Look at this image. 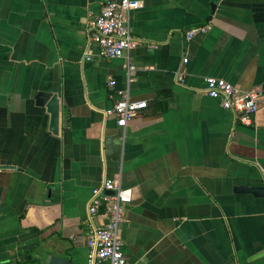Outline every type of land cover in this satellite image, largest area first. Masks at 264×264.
<instances>
[{
    "label": "crops",
    "instance_id": "crops-1",
    "mask_svg": "<svg viewBox=\"0 0 264 264\" xmlns=\"http://www.w3.org/2000/svg\"><path fill=\"white\" fill-rule=\"evenodd\" d=\"M101 3L0 0V263L87 264L91 191L116 178L127 264H264V194L236 191L264 187V0H141L129 59L89 39ZM206 76L261 91L251 124ZM118 90L147 102L125 127ZM38 92L59 98L57 134Z\"/></svg>",
    "mask_w": 264,
    "mask_h": 264
},
{
    "label": "built area",
    "instance_id": "built-area-1",
    "mask_svg": "<svg viewBox=\"0 0 264 264\" xmlns=\"http://www.w3.org/2000/svg\"><path fill=\"white\" fill-rule=\"evenodd\" d=\"M141 7V0H102L99 14L89 23V39L98 47V54L104 58L129 59L130 52L141 40L134 36L130 27L131 12ZM202 27L187 30L191 38ZM154 48L153 44L149 45ZM90 56L86 57L89 60ZM186 61V58L183 59ZM129 66V71L134 70ZM181 81L182 73H178ZM203 91L219 100L221 106L232 111L243 124H251L258 108L261 91H240L230 82L215 76L203 79ZM108 85L113 87L115 81L110 79ZM118 99L106 114L116 117L117 125L125 127L135 114L147 106L146 100H131L127 90H118ZM264 176V169L262 171ZM108 192H113L108 194ZM133 197L132 188L122 187L120 181L104 179L94 187L87 209V264H127L120 235V225L125 220L126 206ZM104 216L103 222L96 219ZM1 264V263H0Z\"/></svg>",
    "mask_w": 264,
    "mask_h": 264
},
{
    "label": "water",
    "instance_id": "water-1",
    "mask_svg": "<svg viewBox=\"0 0 264 264\" xmlns=\"http://www.w3.org/2000/svg\"><path fill=\"white\" fill-rule=\"evenodd\" d=\"M36 103L39 106L45 107L49 116V129L52 133L57 134L59 126V98L56 94H50L48 92H38L35 96ZM238 192H251L256 196L264 194V187L255 188L248 186H238L236 188ZM113 192H108L111 194ZM65 260L59 256H48L46 254L41 257H34L28 264H64Z\"/></svg>",
    "mask_w": 264,
    "mask_h": 264
}]
</instances>
